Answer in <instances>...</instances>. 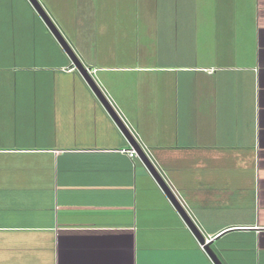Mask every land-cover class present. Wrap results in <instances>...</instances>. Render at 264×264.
<instances>
[{
	"label": "crops",
	"instance_id": "1",
	"mask_svg": "<svg viewBox=\"0 0 264 264\" xmlns=\"http://www.w3.org/2000/svg\"><path fill=\"white\" fill-rule=\"evenodd\" d=\"M38 1L221 264H264V0ZM49 58L55 85L18 73ZM132 147L30 0H0V264H215Z\"/></svg>",
	"mask_w": 264,
	"mask_h": 264
},
{
	"label": "water",
	"instance_id": "2",
	"mask_svg": "<svg viewBox=\"0 0 264 264\" xmlns=\"http://www.w3.org/2000/svg\"><path fill=\"white\" fill-rule=\"evenodd\" d=\"M33 7L36 9L40 17L43 19V21L46 23V25L49 27L50 31L54 35V37L57 39L61 47L64 49V51L67 53V55L70 57L72 64L75 66V68L80 72V74L83 76L85 81L88 83V85L91 87V89L94 91V93L97 95L99 100L103 103L105 108L108 110L110 115L113 117L121 131L126 135L127 139L131 143V145L137 150V153L141 160L144 162L148 170L152 173V175L155 177V179L158 181L159 185L162 187L166 195L169 197V199L172 201L174 206L177 208L179 213L182 215V217L185 219L186 223L190 227V229L194 232L198 240L202 245H204V249L206 252L210 255L212 260L215 264H221L219 259L216 257L215 253L211 249L210 243H206L205 237L202 235L200 230L198 229L197 225L192 221V219L189 217L188 213L186 212L185 208L180 203L177 196L174 194L168 183L165 181V179L161 176V174L158 172V169L152 162V160L144 153L142 148L138 145V143L133 138L130 131L127 129L126 125L120 118V116L116 113L115 109L111 105L110 101L107 99V97L104 95L102 89L99 87L95 79L90 75L88 68L84 66L82 61L79 59L78 55L75 53L69 42L66 40L62 32L58 29V27L55 25V23L52 21L51 17L48 15V13L45 11L43 6L38 0H30Z\"/></svg>",
	"mask_w": 264,
	"mask_h": 264
},
{
	"label": "rangeland",
	"instance_id": "3",
	"mask_svg": "<svg viewBox=\"0 0 264 264\" xmlns=\"http://www.w3.org/2000/svg\"><path fill=\"white\" fill-rule=\"evenodd\" d=\"M64 26V25H63ZM68 26L70 27V24H68ZM71 28V27H70ZM72 29V28H71ZM71 29H65V34L71 35ZM70 44V43H69ZM72 47V46H71ZM74 50V49H73ZM53 61H51V58H49L48 60H42L39 62H28V63H22V67H26V68H32V69H27V71L23 68H19L21 63H17V69L18 71H22V72H18V73H27L26 77L28 78L25 82L29 85H32L35 83V81L37 82H43L44 80L47 78V85H48V81L50 80L51 83L53 85H55L53 83V81L55 80V82H59V72H55L53 69L51 70V66H52ZM14 67L15 64H13ZM24 71V72H23ZM56 78V79H53Z\"/></svg>",
	"mask_w": 264,
	"mask_h": 264
},
{
	"label": "built area",
	"instance_id": "4",
	"mask_svg": "<svg viewBox=\"0 0 264 264\" xmlns=\"http://www.w3.org/2000/svg\"><path fill=\"white\" fill-rule=\"evenodd\" d=\"M89 70V73H90V75L94 78V71H90V69H88ZM121 119H122V121L124 122V124L126 125V127H127V129L130 131V133H132V136H134V137H136V141L138 140V138H137V136H136V133H134V131L130 128V126L128 125V123L122 118V117H120ZM139 141V140H138ZM137 141V142H138ZM139 144V143H138ZM140 145V147L142 148V150L144 151H146V147H144V145H142V143H140L139 144ZM122 153H126V154H128V156L130 157V158H136V157H138V153H137V150L134 148V147H132L131 149H126V150H123L122 151ZM174 194H175V192H174ZM176 196H177V194H176ZM177 198H178V196H177ZM209 242V240H207L206 241V243H208ZM202 246V248H204V245H201Z\"/></svg>",
	"mask_w": 264,
	"mask_h": 264
}]
</instances>
